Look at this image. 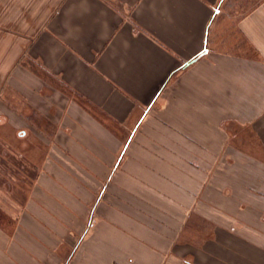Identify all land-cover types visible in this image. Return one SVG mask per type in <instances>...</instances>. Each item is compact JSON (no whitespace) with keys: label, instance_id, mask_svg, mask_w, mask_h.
Listing matches in <instances>:
<instances>
[{"label":"crops","instance_id":"crops-1","mask_svg":"<svg viewBox=\"0 0 264 264\" xmlns=\"http://www.w3.org/2000/svg\"><path fill=\"white\" fill-rule=\"evenodd\" d=\"M4 186L0 264H264V0H0Z\"/></svg>","mask_w":264,"mask_h":264},{"label":"rangeland","instance_id":"rangeland-1","mask_svg":"<svg viewBox=\"0 0 264 264\" xmlns=\"http://www.w3.org/2000/svg\"><path fill=\"white\" fill-rule=\"evenodd\" d=\"M14 162H17L16 160H14ZM19 162H21V160L19 161ZM10 174H13V173H10ZM0 190H1V194L2 195H7L8 194V191H9V189H7V187L6 186H4V187H0ZM7 221V220H6ZM3 223H5V227H6V223L7 222H5L4 220L2 221ZM0 223H1V220H0ZM200 226H202V225H200ZM7 228V227H6Z\"/></svg>","mask_w":264,"mask_h":264}]
</instances>
